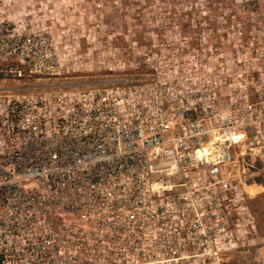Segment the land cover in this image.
<instances>
[{
    "label": "built area",
    "instance_id": "1",
    "mask_svg": "<svg viewBox=\"0 0 264 264\" xmlns=\"http://www.w3.org/2000/svg\"><path fill=\"white\" fill-rule=\"evenodd\" d=\"M21 42L0 38V80L44 73ZM73 89L0 95V264H202L209 200L249 183L235 118L167 84Z\"/></svg>",
    "mask_w": 264,
    "mask_h": 264
},
{
    "label": "rangeland",
    "instance_id": "2",
    "mask_svg": "<svg viewBox=\"0 0 264 264\" xmlns=\"http://www.w3.org/2000/svg\"><path fill=\"white\" fill-rule=\"evenodd\" d=\"M1 37L21 38L44 73L0 80V95L107 81L167 84L191 103L216 93L217 114L237 121L227 168L249 183L209 200L200 261L264 264V0H0Z\"/></svg>",
    "mask_w": 264,
    "mask_h": 264
},
{
    "label": "trees",
    "instance_id": "3",
    "mask_svg": "<svg viewBox=\"0 0 264 264\" xmlns=\"http://www.w3.org/2000/svg\"><path fill=\"white\" fill-rule=\"evenodd\" d=\"M253 203H254V204L258 203V200H256V201L254 200Z\"/></svg>",
    "mask_w": 264,
    "mask_h": 264
},
{
    "label": "bare ground",
    "instance_id": "4",
    "mask_svg": "<svg viewBox=\"0 0 264 264\" xmlns=\"http://www.w3.org/2000/svg\"><path fill=\"white\" fill-rule=\"evenodd\" d=\"M250 187L254 188V187H255V185H252V186H250Z\"/></svg>",
    "mask_w": 264,
    "mask_h": 264
}]
</instances>
